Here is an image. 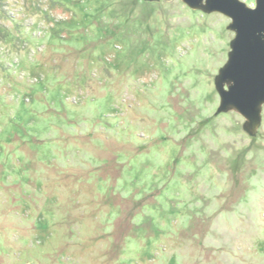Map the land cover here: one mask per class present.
Returning <instances> with one entry per match:
<instances>
[{"label":"rangeland","instance_id":"1","mask_svg":"<svg viewBox=\"0 0 264 264\" xmlns=\"http://www.w3.org/2000/svg\"><path fill=\"white\" fill-rule=\"evenodd\" d=\"M231 24L0 0V264H264V105L255 132L219 111Z\"/></svg>","mask_w":264,"mask_h":264},{"label":"water","instance_id":"2","mask_svg":"<svg viewBox=\"0 0 264 264\" xmlns=\"http://www.w3.org/2000/svg\"><path fill=\"white\" fill-rule=\"evenodd\" d=\"M193 9L219 12L232 20L236 36L226 66L218 77L220 112L234 109L247 121L249 131L261 122L264 105V0L250 8L240 0H183ZM229 84L225 89L224 84Z\"/></svg>","mask_w":264,"mask_h":264},{"label":"flooded vegetation","instance_id":"3","mask_svg":"<svg viewBox=\"0 0 264 264\" xmlns=\"http://www.w3.org/2000/svg\"><path fill=\"white\" fill-rule=\"evenodd\" d=\"M256 7V6H255Z\"/></svg>","mask_w":264,"mask_h":264}]
</instances>
